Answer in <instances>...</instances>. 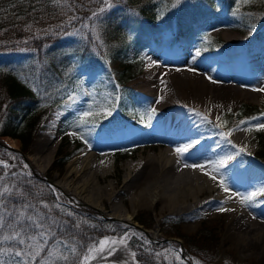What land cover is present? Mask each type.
<instances>
[{
	"label": "rangeland",
	"instance_id": "1",
	"mask_svg": "<svg viewBox=\"0 0 264 264\" xmlns=\"http://www.w3.org/2000/svg\"><path fill=\"white\" fill-rule=\"evenodd\" d=\"M96 1L98 3L97 11L103 12L116 7V0ZM177 1L180 2V9L187 8V12L195 11L190 0ZM195 12L196 14L191 13V15L197 18L194 22L196 30L204 35V37L210 36L218 40L222 45L220 44L221 46L218 45L212 49H201V46L198 45L197 42L193 43L187 41L180 36L175 30L176 11L167 16V22L161 24V26H165L166 23H171V29L168 28L163 30V27H159L149 38H144L145 44L140 49L136 60L138 65L135 67L134 75L127 82V85L133 89L135 103L140 110L141 116H145V119H134L129 111H127L126 114H119L116 100L120 85L116 82V72L120 69L122 64L118 60L105 61L100 68L81 74L77 78L74 89L65 100L62 108L53 109L48 114L41 129L37 131L29 150L25 153L27 161H24L18 152L16 156L14 154L16 151H12L8 148L19 149L20 141L18 139L11 136L0 137L7 146V151L0 155V161L8 165L7 168L0 166V187L7 184L10 188H13L15 183L7 180L5 177L18 173L25 178H30V169H32L34 172L38 173L40 177L47 179L44 180V182L48 186L53 197L56 198V205L58 207H69L73 209L75 207H80L82 213V215H79L80 220H85L84 216L91 218L100 217L102 220H105L102 225L105 226L107 233L100 237L97 243L89 248L93 249L91 253L88 249L84 255L77 259L79 264H81L85 256H88L86 264H129L134 262L132 256L134 252L128 245L130 241L142 243L147 251L152 253L158 264H259L264 258V242L256 248L250 249H241L236 246L232 243L234 241L232 238L233 236H231L227 230L225 216L212 218L208 215L209 208L196 207L194 209H189L188 206L183 209H178L177 207L163 208L156 202L157 196L156 198L153 197V199H151L152 201L147 203V205L142 203V205L139 204L140 206L136 208L128 207L131 206V204L128 203V199L133 189L131 186L129 187L130 189L123 186L122 181L126 162H133L135 159L139 158L142 160L138 162L136 169L131 172L130 176H133L139 171V166L143 164L142 162L145 160V156H155L158 152L168 148V143H166L167 136H160L159 132L163 130L162 125L167 120L169 112L163 109L161 103L159 104L150 98L144 83L142 84L143 80L154 70V67H156L155 65L162 62H171L181 65L185 63L187 59L194 58V53L198 49L201 50V56L195 58L204 59L216 56V58L228 59L229 56L238 53L242 55L252 52L251 54L253 56L259 57L261 60L264 59V19H261L252 27H245L233 21L206 17V14H202L200 11ZM93 13H90L85 23L87 28ZM61 39L69 42H79L83 40V32L74 28L64 33ZM237 42L241 43L239 47L235 45ZM133 55L134 49L133 46H130L127 51V59L132 58ZM35 56L36 54L33 50L0 53V66L4 69L13 70L19 75L20 79L30 83L26 78L25 69L23 68L34 62ZM244 81H242L241 84L246 82ZM241 84L238 83V85ZM246 84L247 83L244 85ZM70 96L73 97L72 100H69ZM251 97L242 96L228 103V105L225 104V106L215 109L216 112H214V109L208 110V114L205 112L202 115L201 112L198 116H191L188 112V114L185 113L182 115L180 119L179 128H181L183 132H189L191 128L190 134L204 135L203 139H200V141L202 140L200 143L201 147H199V149L197 148L196 154H199L206 152L208 146L211 145L209 141L210 137L220 134L221 131H228L224 128L215 127L217 116H220L222 112L226 110H236L239 105L243 103L258 108V114L246 119L245 123L231 128L234 130L239 129L243 133L245 140H243V137L242 141L235 144V147L231 146V151H234L232 155H235V158L232 160L231 166L225 170V180H228L234 172L239 168L241 169L243 166L246 168H255L260 171L264 178V150H259L257 139L254 134L259 131L255 126L264 123V95L256 96L259 98H255V100L253 96ZM151 108H155L156 113L152 116L151 120H149ZM106 111L110 112V114L105 115ZM68 112H72L78 116H82L85 112H91L90 116H92L93 119L90 121L80 120V123L74 124V127H72L68 133L76 132L77 135H67V141L62 142L60 133L61 120L63 117L67 116ZM54 115L58 116L59 119L56 134L52 137L47 132V121ZM201 115L208 119H202ZM193 119H196V121H193ZM77 136H83L84 139L80 138L82 145L75 151L73 147ZM7 139L18 141L16 147L10 146L6 142ZM85 141H87V143H85ZM206 142H208L209 145H206ZM242 144L246 148L243 146L244 151L238 153V149H240ZM128 150L129 154L125 158L116 159V151ZM68 151L73 153L62 170L59 171L57 168H53L52 163L59 152L64 153ZM70 162L71 166L74 167V173L70 170L67 171ZM99 166L102 167L101 169L105 170L102 174L98 171L100 169ZM96 168L99 169L97 170ZM41 170H43V172ZM93 171L96 174L93 173ZM107 184L110 186L113 184V191H117V194L110 200L117 206L116 209L118 212L116 213L124 215L125 213L132 212L133 220L112 218L110 215L112 212L109 210L110 202L104 201L102 204L96 200L94 194H92L93 190L95 188H105L109 191ZM122 186L125 189H122ZM85 187H87V189ZM71 188L72 192L75 191L76 193L78 191L81 193L82 189H84L87 194L84 191L82 196H85L84 198H89L91 201H95L102 208L99 209L76 199L73 193L68 192ZM118 189L122 190L121 193H118ZM151 192L152 194H156L157 190L153 188ZM250 206L249 204L243 206L241 211H246ZM156 223H158L159 226L158 224L155 226ZM132 224H136L139 227ZM122 227H128V229H122ZM125 234H127L126 243L124 245L117 243L114 246H110L111 254H109L108 249L101 255H98L94 250L100 241L106 238L108 240L118 241L121 237H124ZM0 248L9 249L5 254L0 255V262H4V264H16V262L21 259L11 254V245H0ZM181 249H183L186 256L181 255ZM45 251H47V249H45ZM41 255H43V253ZM71 257L72 256H70V258ZM23 259L27 261L28 257L25 256ZM188 260L190 261L189 263H187ZM63 263L66 262L61 259H55L54 261V264ZM29 264H31V262H29Z\"/></svg>",
	"mask_w": 264,
	"mask_h": 264
},
{
	"label": "trees",
	"instance_id": "2",
	"mask_svg": "<svg viewBox=\"0 0 264 264\" xmlns=\"http://www.w3.org/2000/svg\"><path fill=\"white\" fill-rule=\"evenodd\" d=\"M190 2L195 11L206 14V17L233 21L245 27H252L264 19V0ZM180 8L177 0H116L115 8L103 12L97 11L96 0H0V53L33 50L36 54L34 62L23 68L30 83L20 79L13 70L0 66V137L18 139L20 151L26 153L48 114L53 109L62 108L77 78L84 72L100 68L105 61L118 60L122 64L116 72V82L120 85L116 100L119 114L129 111L135 119H145L135 103L133 89L127 85L138 65L136 60L145 44L144 38H149L159 27L171 29V23L161 24L176 11L175 30L180 36L197 42L201 49L222 45L196 30L194 22L197 18L191 15L196 14L195 11ZM90 13L93 16L87 28L85 23ZM74 28L83 32V40L69 42L61 39L64 33ZM130 46H133L134 55L127 59ZM258 113L256 106L243 103L236 110L222 112L220 122L226 121L224 129L229 130ZM92 119V116L82 119V116L68 112L61 120L62 142L67 141L74 124ZM254 134L259 150H264V131ZM81 145L80 136H77L74 150ZM6 151L0 145V155ZM72 153L59 152L52 163L53 168L61 171ZM14 154L17 156V152ZM115 154L116 159L125 158L129 150L116 151ZM30 172V178L18 173L5 177L15 183L13 195L8 198L9 208L26 202L33 206L26 214L43 216L46 224L56 221L53 227L57 236L69 239L77 249L67 264H79L77 259L107 233L102 225L105 220L88 216L80 220V207H58L44 180L38 178V173L32 169ZM128 245L135 253L134 262L129 264H158L142 243L130 241ZM259 264H264V258Z\"/></svg>",
	"mask_w": 264,
	"mask_h": 264
},
{
	"label": "bare ground",
	"instance_id": "3",
	"mask_svg": "<svg viewBox=\"0 0 264 264\" xmlns=\"http://www.w3.org/2000/svg\"><path fill=\"white\" fill-rule=\"evenodd\" d=\"M235 45L239 47L241 43L237 42ZM251 53L252 52L242 55L238 53L229 56L228 59H220L216 58V56L204 59L190 58L187 59L185 63H180L181 65L171 62H162L155 65L156 67H154V70L143 80L142 84L144 83L150 98L156 102L159 100V104L161 103V105H163V109L169 112L167 120L162 125L163 130L159 132L160 136H167L166 143H168V148L158 152L155 156H145V160L142 158L144 160L142 162L143 164L141 163L142 165L139 166V171L134 174L136 176L133 175L134 177L130 176V174L136 169L138 162L142 160L139 158L135 159L133 162H126L122 181L123 186L128 188L131 186L133 189L128 199V203H130L131 206L127 205L128 207L136 208L140 206L139 204L142 205V203L147 205V203L152 201L151 199H153V197L156 198V196V202L163 208L177 207L178 209H183L188 206L189 209H194L196 207H206L209 208L208 215L212 218L225 216L227 230L229 234L233 236L232 238L234 241L232 243L236 246L241 249H250L256 248L264 242V196H257L255 200L249 204V206H251L246 211H241V208L245 206V204L240 202L239 196L232 195V193L247 194L261 189V187L264 186V178L260 171L255 168H246L243 166L241 169L239 168L234 172L228 180H225V170L232 164V161H229L225 168L217 173L218 179L214 181L208 175L200 172L199 169H180V166L177 164L178 157L174 152L175 147L186 142L185 137L187 135H193L199 139H203L204 136L194 133L190 134L188 131L183 132V130L179 128L181 116L185 113L188 114L189 112L191 116H198L197 113L200 114L202 112L203 115V113H207L208 110L214 109V112H216L215 109H219L225 106V104L228 105V103L242 96H253L255 100V98H257L256 96L264 95V59H262V61L261 58L255 57ZM177 69L180 70L177 71ZM188 69H194V71H189ZM209 77H211V79H209ZM161 80H163L164 83H161ZM242 81L247 84H241ZM238 83L241 85H238ZM58 119L59 117L54 115L47 121V132L52 137L56 134ZM193 121H196V119H193ZM243 137V133L239 129H235L229 137L231 144H228L222 140L220 134L213 135L209 140L211 145L208 144L209 141L205 143L209 145L206 152L196 154L201 144L196 145L195 149L191 150L195 152V156L191 157L188 162H203L204 160L218 159L225 154L232 155L234 151H231V146L238 144L242 141ZM243 140H245V137ZM6 142L10 146L16 147L18 141L7 139ZM218 144L220 147H217ZM243 144L240 148H243ZM244 148L246 147L244 146ZM101 166H99L100 169H96H99L98 171L102 174L105 170L101 169ZM73 168L70 162L67 171L70 170L72 172L74 170ZM41 171L43 172V170ZM94 171L93 173H95ZM221 177L226 186L230 189L229 192H225L220 187L219 180ZM107 186L109 191L105 188H95L93 190L92 194H94L96 200L102 204L104 201L110 202L109 210L112 212V214H110L112 217L123 220H133L132 212L125 213L124 215L116 213L118 212L116 209L117 206L110 200L117 194V191H113V184H111V186L107 184ZM124 187L122 189H125ZM85 188L87 189V187ZM153 188L157 190L156 194H152L151 190ZM84 191L85 190L82 189L81 193L79 191L76 193L75 191L72 192L71 188L68 192L73 193L76 199L101 209L102 207L95 201H91L89 198H84L85 196H82ZM121 191V189H118V193H121ZM220 208L232 210L219 211ZM157 224L158 223H156L155 226H157Z\"/></svg>",
	"mask_w": 264,
	"mask_h": 264
},
{
	"label": "snow or ice",
	"instance_id": "4",
	"mask_svg": "<svg viewBox=\"0 0 264 264\" xmlns=\"http://www.w3.org/2000/svg\"><path fill=\"white\" fill-rule=\"evenodd\" d=\"M245 3H248L249 0H244ZM201 56V50H196L194 53V58ZM180 69H177L179 71ZM189 71H194V69H188ZM211 79V77H209ZM215 82V81H213ZM161 83H164L161 80ZM73 97L70 96L69 100H72ZM159 103V100L157 101ZM151 115H155L156 109H150ZM110 114V112H105V115ZM91 112H85L82 114L83 117L90 116ZM199 115V113H197ZM202 119L207 120V117H202ZM221 117L217 116V123L215 127L223 129L226 125V121L223 123L220 122ZM241 124L245 121H240ZM259 130H264V123L257 124L255 126ZM250 130V129H248ZM234 129H229L228 131H221L220 136L225 143L231 144L229 137L232 134ZM191 132V129L189 130ZM68 135L76 136V132L68 133ZM84 139L83 136L80 137ZM186 142L175 147L174 152L176 153L178 159L177 164L180 166V169L190 168L193 170L199 169L200 172L208 175L212 180H217V173L221 169L225 168L229 161H232L235 157L231 154H225L223 157H220L215 160H204L203 162H193L189 163L188 160L191 157L195 156V152L191 151L195 149L196 145L200 144L201 141L199 138L193 135H187L185 137ZM87 143V141H85ZM217 147H220L218 144ZM235 147V145H233ZM244 149H238L239 152H243ZM237 153V154H238ZM103 163V162H102ZM0 166L5 168L8 165L0 161ZM178 169V170H180ZM220 187L225 191L229 192L230 189L226 186L223 178L219 180ZM23 195V193H18ZM13 195V189L10 188L7 184H4L0 187V245L9 244L11 245V254L15 257L21 258L16 262V264H54L55 259H61L64 262L69 261L70 256L76 255L77 249L74 244L71 243L69 239H65L62 236L58 237L56 231H54V225L56 221L52 220L51 223L46 224L43 216H36L31 214H26L27 210L33 206L29 203H23L19 206L13 205L12 208H9L8 198ZM233 196H239L240 202L242 204H250L255 200L257 196H264V186L261 189L249 192L247 194L232 193ZM232 209L220 208L219 211H231ZM51 219V218H49ZM52 239L53 243H49ZM127 240V234L124 237H121L117 240H108L107 238L100 241L98 246L95 247V251L98 255L105 253V250H109L111 254V247L117 243L124 245ZM26 246V247H25ZM47 249V251H45ZM9 249L0 248V255L5 254ZM93 249H89L91 253ZM43 253V255H41ZM27 256L28 260L25 261L23 257ZM133 258L135 253H132ZM94 258V257H93ZM88 256L84 257V260L81 264H86ZM4 264V262H0Z\"/></svg>",
	"mask_w": 264,
	"mask_h": 264
},
{
	"label": "water",
	"instance_id": "5",
	"mask_svg": "<svg viewBox=\"0 0 264 264\" xmlns=\"http://www.w3.org/2000/svg\"><path fill=\"white\" fill-rule=\"evenodd\" d=\"M0 144L2 145V146H5L6 147V145L0 140ZM10 149H12V150H15V151H17V152H19L20 154H21V156L23 157V159L25 160V161H27V157H26V154L25 153H22L18 148H11V147H9ZM113 218V217H112ZM111 218V219H112ZM132 225H134V226H136V227H139L138 225H136V224H132ZM144 230V229H143ZM145 231V230H144ZM180 253H181V255H184V251H183V249H181V251H180Z\"/></svg>",
	"mask_w": 264,
	"mask_h": 264
}]
</instances>
